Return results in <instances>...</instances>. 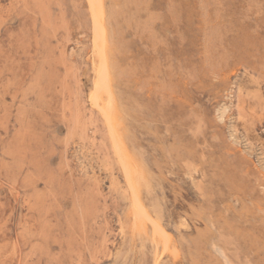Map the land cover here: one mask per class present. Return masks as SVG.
Instances as JSON below:
<instances>
[{
    "label": "rangeland",
    "instance_id": "374dc122",
    "mask_svg": "<svg viewBox=\"0 0 264 264\" xmlns=\"http://www.w3.org/2000/svg\"><path fill=\"white\" fill-rule=\"evenodd\" d=\"M93 1L0 0V264H264V0Z\"/></svg>",
    "mask_w": 264,
    "mask_h": 264
},
{
    "label": "bare ground",
    "instance_id": "6f19581e",
    "mask_svg": "<svg viewBox=\"0 0 264 264\" xmlns=\"http://www.w3.org/2000/svg\"><path fill=\"white\" fill-rule=\"evenodd\" d=\"M89 1H90V0H89ZM94 1H95V0H94ZM94 1H93V2H94ZM96 1H97V0H96ZM96 1H95L94 3H96ZM98 1H99V2H97V4H99L100 13L102 14V13H103L102 2H101V0H98ZM91 2H92V1H91ZM91 2H90V3H91ZM94 3H91V5L94 4ZM97 4H94V5H97ZM94 5H92V6H94ZM94 7H95V6H94ZM94 7H93V8H94ZM96 7H97V9H99L98 6H96ZM93 8H92V10H96L95 8H94V9H93ZM94 14H95V13H94ZM96 18H97V17H96ZM101 19H102V18H101ZM98 20H99V17H98ZM102 22H103V21H102ZM99 24H101V23H99ZM99 24H98V25H99ZM101 25H102V24H101ZM99 27H100V25H99ZM101 29H102L103 34H104V33H105V28H104L103 25H102V28H101ZM102 37H103V36H102ZM102 39H104V38H102ZM101 41H102V40H101ZM102 47H103V46H102ZM98 50H99V49H98ZM101 51H102V50H101ZM99 52H100V51H99ZM102 66H103V65H102ZM104 68H106V64H105ZM101 69H102V68H101ZM106 71H107V70H106ZM100 73H102V72H100ZM104 73H106V72H104ZM102 74H103V73H102ZM100 75H101V74H100ZM95 85H96V84H95ZM96 87H97V86H96ZM101 106H102V105H101ZM107 108H108V107H107ZM133 199H134V198H133ZM136 199H137V198H136ZM136 199H135V201H136ZM136 202H137V201H136ZM137 206H138V205H137ZM137 206H136V207H137ZM139 208H140V207H139Z\"/></svg>",
    "mask_w": 264,
    "mask_h": 264
}]
</instances>
